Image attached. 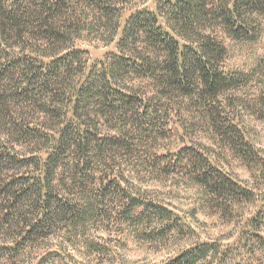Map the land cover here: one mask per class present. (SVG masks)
<instances>
[{"label":"trees","instance_id":"1","mask_svg":"<svg viewBox=\"0 0 264 264\" xmlns=\"http://www.w3.org/2000/svg\"><path fill=\"white\" fill-rule=\"evenodd\" d=\"M132 2L0 0V264H76L67 243L104 255L91 231L111 225L169 238L179 219L137 187L143 176H182L222 209L255 199L202 146H161L189 112L257 157L224 100L258 84L264 111V72L229 70L226 39L258 41L264 0ZM82 41L115 49L92 62ZM259 217L247 247L264 245ZM221 249L199 242L161 264H223Z\"/></svg>","mask_w":264,"mask_h":264},{"label":"rangeland","instance_id":"2","mask_svg":"<svg viewBox=\"0 0 264 264\" xmlns=\"http://www.w3.org/2000/svg\"><path fill=\"white\" fill-rule=\"evenodd\" d=\"M157 0H133L135 9L155 10ZM132 11L126 12L123 23ZM228 58L226 66L231 71L264 72V22L262 33L256 42H235L226 39ZM80 45L90 52L92 62L104 58L115 45L104 46L100 42H85ZM261 87L252 84L229 93L224 104L238 118L246 139L255 151L253 161L243 159L233 152L222 139L208 129L189 112L183 117H175L171 126L175 129L171 138L164 140L161 148L167 152H177L186 145L198 144L212 154L215 164L235 181L252 190V202L235 205L230 209L213 206L204 192L179 175L162 177L143 176L135 180L140 190L152 200L166 205L180 222L165 240L150 241L133 229L120 225L94 228L92 237L105 247L104 255L87 252L81 245L75 249L67 243L66 249L76 264H161L176 256L180 251L199 242L216 243L221 246L223 264H264V245L251 242L250 247L241 242L240 234L247 222L255 215L264 214V111L258 99ZM264 236V222L260 228ZM57 243V242H55ZM250 243V242H249ZM81 246V247H80ZM67 253V254H68Z\"/></svg>","mask_w":264,"mask_h":264}]
</instances>
